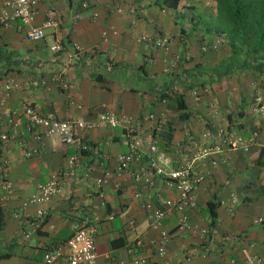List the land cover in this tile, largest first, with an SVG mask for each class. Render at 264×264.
<instances>
[{
	"label": "crops",
	"instance_id": "crops-1",
	"mask_svg": "<svg viewBox=\"0 0 264 264\" xmlns=\"http://www.w3.org/2000/svg\"><path fill=\"white\" fill-rule=\"evenodd\" d=\"M56 1L59 3L41 0L38 4L35 24L47 8L60 22L58 29H47L40 39H28L17 21L0 24V87L9 76L18 83L0 104V134H6V138H0V181L5 177L11 184L6 197L0 188L4 218L0 252H10L0 258V264H44L43 252L66 238L71 226L80 224L84 217L90 218L94 227L96 264H132L131 259L137 257L146 259L143 264H228L230 260L231 264H264V221H253L264 216L261 88H252L255 100H250V95L243 107L238 90L241 85L236 83L233 70L225 68L217 79H212L225 57L212 49L200 50L199 41L182 36L175 27L169 34L164 33L162 24L174 22L176 11L160 5L159 0H147V10L142 13L139 0ZM186 3L182 7L195 9ZM156 8L159 21L154 20ZM140 34L167 37V49L137 40ZM53 36H65L55 52L48 49ZM74 43L82 49L75 50ZM174 52L179 56L175 64ZM150 53L154 60L145 61ZM128 75L147 79L148 85L129 84L125 78ZM31 78H44L47 83L32 84ZM195 79L200 82L192 88H205L199 100H193L190 88L186 89ZM184 84L189 85L182 87ZM159 88L185 89V102L190 108L187 118H180L168 100L158 101ZM136 90L141 91L143 101L156 104L155 111H134L139 103ZM216 96L221 98L219 103ZM24 102L62 118L90 119L101 111H111L120 121L112 127L98 125L85 131L83 139L89 147L81 152L77 144L61 142L56 133H40L35 139L33 132L41 130L26 126ZM148 113L154 117L148 118ZM128 127H133L143 141V150L148 138H153L173 159L178 156V146L191 145L205 129H209L213 141L219 140L215 134L219 128L245 136L256 130L255 139L245 148L221 144L211 154L213 163L206 159L200 166L206 173L194 190L196 205L189 218L194 224L206 226L204 240L199 241L188 231L176 233L175 218L170 214L163 220L170 232L164 252L159 255L144 244L153 232L139 205V186L128 171H113L116 154L127 149ZM25 150L30 154L26 155ZM74 153L79 156L74 175L60 179V190L42 202L23 206L24 197L36 191L38 184ZM242 171L248 173L239 176ZM97 177L103 178L100 183ZM237 190L242 191L241 196ZM150 191L152 198L155 192L173 194L160 181ZM251 191H255L254 196ZM207 200L212 201L209 206ZM37 209L43 213L36 214ZM211 210L214 217L209 214ZM26 231L29 233L24 237ZM139 239L142 243H137Z\"/></svg>",
	"mask_w": 264,
	"mask_h": 264
},
{
	"label": "built area",
	"instance_id": "built-area-1",
	"mask_svg": "<svg viewBox=\"0 0 264 264\" xmlns=\"http://www.w3.org/2000/svg\"><path fill=\"white\" fill-rule=\"evenodd\" d=\"M41 0H2V10L0 11V24L5 25L8 22L17 21V25L24 29L28 39L37 40L42 38L47 29L56 30L59 27V20L52 15L49 8L44 11V15L38 24L34 23L37 7ZM84 4V3H83ZM95 14V13H93ZM104 33V32H102ZM53 42L48 46L50 51H57L61 48L60 38L53 36ZM140 41H147L153 48L167 49V37L151 36L140 34L137 38ZM223 40L220 36H214L212 40L202 43L199 47L201 50L214 49ZM75 50L82 49L77 43L73 44ZM172 62L178 58V53L172 54ZM145 60L152 62L153 54L145 56ZM32 84L46 85L47 80L44 78H31ZM17 81L9 76L0 87V104L4 102L5 97L13 88L17 87ZM193 100H199L200 94L205 92V88H190L188 90ZM261 109V106H259ZM26 126L39 127L40 132L34 131L33 137L38 139L40 133H56L61 142L65 144L75 143L79 149H85L88 145L84 141V132L98 125H117L120 121L111 111H101L95 117L81 119L77 117H58L50 112L42 111L38 106L29 102H24L22 106ZM147 117H154L148 113ZM158 120L157 118L155 119ZM127 149L119 151L114 159L113 171L117 174L128 171L134 182L137 183L138 190L136 195L140 196V207L143 210L148 228L153 234L149 236L144 244L157 254L164 252V243L170 236V232L163 225L165 217L173 214L175 218V232L188 231L198 237L199 241L206 237V226L194 224L190 221V211L195 207L194 190L200 181L204 178L206 171L200 166L207 159L213 163L211 154L217 151L220 145L227 147L243 146L256 137V130H252L249 136L234 134L227 129L219 128L216 135L219 140L213 141L209 129L200 132V137L194 139L189 146H178V156L174 159L162 148L158 147L151 138L145 143V149H142L143 141L134 133L133 127L126 130ZM0 138H6L5 133L0 134ZM264 147V138L261 140ZM29 155L30 151L25 150ZM145 158V161H144ZM78 154L66 156L64 163L43 182L38 184L36 191L32 192L22 200V205L28 203L42 202L48 199L52 194L60 190V179L66 176L74 175V170L78 164ZM102 177H97L96 182L100 183ZM160 181L166 189L172 190L171 195H160L155 192L154 198L151 197L150 189L154 187L155 182ZM11 184L8 179L3 177L0 181L2 196L11 190ZM41 209L36 210V214L41 215ZM264 216H257L254 222H261ZM94 227L90 218L84 217L80 224L71 226L70 234L57 242L50 248H47L42 254L44 264H56L65 261L67 264H96V250L93 238ZM28 231L24 232V237L28 236ZM229 238V236H226ZM137 243H142L139 239ZM144 257L132 258L130 263L143 264ZM232 260H230L231 262ZM228 264H231V263Z\"/></svg>",
	"mask_w": 264,
	"mask_h": 264
},
{
	"label": "trees",
	"instance_id": "trees-1",
	"mask_svg": "<svg viewBox=\"0 0 264 264\" xmlns=\"http://www.w3.org/2000/svg\"><path fill=\"white\" fill-rule=\"evenodd\" d=\"M209 1L210 3L213 4L215 8V14H216L215 17L218 19V21L215 24V27H213L212 30H214L215 33L218 34L215 36L222 37L220 34L223 33V35L227 39L228 45L230 46V50L228 51V53H226L223 56V58L224 57L225 58L222 60L224 62L222 67L220 65L217 66L218 71L216 72V74L213 76L214 78L212 79H215V78L217 79V77H219L220 75V72L221 71L224 72L225 68H227L226 71H229V72L235 69L236 70H239V69L249 70L248 76L251 75L252 79L260 77V81H264V0H209ZM179 2L180 0H159L158 1L160 5L165 6L167 8H172V9L176 8ZM187 7L192 8L193 5L192 6L187 5ZM194 20H195L194 14H191L190 16L191 24L195 23ZM221 21L224 22V26L226 24V28H224ZM59 25H60V22H59ZM179 29L180 31L182 30V32L178 30L179 34L181 35L183 34L184 37L188 36L187 35L188 32L186 33L184 28H179ZM226 30H229L228 37L226 36V33H225ZM206 31H210V28L206 27ZM64 38L65 36L60 38L61 44ZM207 41L209 40H205L204 37L201 36L199 40V45ZM222 41L216 48L212 50L216 51L218 47L222 44ZM243 52L244 54L248 56H245L244 58H242L240 62L235 63L236 67L234 68L233 67L234 63L233 64L231 63L229 57L231 58L233 54L238 56L240 55V53H243ZM182 55L183 54H181V56ZM228 59L229 61H227ZM185 60H187V58H185ZM143 62L144 61H142L141 64H143ZM169 71L170 70L165 71V72H169ZM181 80H183V77L181 78ZM199 82L200 80L195 79L189 83L190 85L184 84L182 87H186L187 85H189L187 86L186 89L192 88L194 86L199 85ZM201 82L204 83L203 81ZM184 90L173 89V88H159L156 96H157L158 101H163L164 103H166L165 101L168 100L169 104L179 111L178 116L180 118H187L190 113V108H188L186 105ZM202 95L203 93L200 94V99ZM166 131H167L166 139H168L170 137V132L168 128H166ZM153 140L156 143L157 140L155 139ZM160 146L162 145L160 144ZM88 147L89 145L85 149H79V150L81 152H84ZM211 202H212L211 200H207L206 205L209 206ZM213 204L214 206L216 205V203H213ZM209 214L212 217L215 216V213L213 210H211ZM211 223L212 222H210V224ZM3 224H4L3 211H2V206L0 204V228L3 226ZM9 254H10L9 251L0 252V258L6 257Z\"/></svg>",
	"mask_w": 264,
	"mask_h": 264
},
{
	"label": "rangeland",
	"instance_id": "rangeland-1",
	"mask_svg": "<svg viewBox=\"0 0 264 264\" xmlns=\"http://www.w3.org/2000/svg\"><path fill=\"white\" fill-rule=\"evenodd\" d=\"M188 1H189V3H186ZM184 2L186 3V5H189V4L194 5V8L196 10L195 9L190 10V9H187L186 7H182V4ZM54 3H59V1L54 0ZM146 3H147V0H139V2H138V6L140 8L139 13H142V11L147 10ZM149 9H150V11H152V6ZM164 10H165L164 13L168 12L167 8H164ZM174 10L176 11V12H174V14H175V16L173 18L174 22L169 20L166 23L162 24V29H163L164 33L169 34L170 33L169 31H173L174 27L177 30L179 28H184L185 32L186 33L188 32L187 35H190L189 37H192L191 40L195 39V41H199L201 36L204 37L205 40L210 41V40H212V38L215 35H218L215 33L214 30H212L213 27H215V24L218 21V19L215 17L216 16L215 8H214L213 4L210 3L209 0H180L179 5L176 8H174ZM155 12H156V14H155L154 20L159 21V16H158L159 11L157 8H156ZM191 14H194V19H195L194 24H191V22L189 20V17L191 16ZM221 23L224 26V22L221 21ZM206 27H209L210 31H206ZM224 28H226V24H225ZM228 31L229 30H226V32H225L227 37L229 35ZM220 35L222 36L223 41H222V44L218 47V49L216 51L218 52V54H222L224 56L230 50V46L228 45L227 39L223 35V33H221ZM186 41L188 42L189 40L186 39ZM193 42H194V40H193ZM245 56H248V55L244 54V52H243V53H240V55H238V56L233 54L231 56V58L229 56L228 57H229L231 63L232 64L234 63L233 67L235 68L236 67L235 63L240 62L241 59L244 58ZM229 59L227 61H229ZM222 63H224V62H222ZM238 68H240V67H238ZM233 71L235 73V77L237 76V79L235 78L236 83H238V84L240 83V85H241L238 90L240 91L239 93L242 94L241 99H243V100H241V101H243V103H241V101L237 100L239 104L241 103L242 106L245 107L246 102L249 100V97L252 94V88L256 89L257 87L261 88V93L263 94L262 97H260V101L261 100L264 101V81H260V77L252 79L251 75L248 76L249 70H244V69L236 70L235 69ZM160 76L163 77L165 75L162 74ZM140 77H141V75H140ZM125 78L129 84H134L137 86L138 85H141V86L148 85L147 79H142V77L137 79V76L128 75ZM150 86H151V88L154 87L153 81L150 83ZM153 92H152V94H153ZM224 92L225 91H223L222 93H224ZM136 95L138 97L137 101L139 103L137 104L135 110H134V108L132 110H134L135 112H142V113H147L148 110L155 111L156 104L155 103L151 104L146 100L143 101L140 90H136ZM124 96H125V93H124ZM253 97H254V94L251 95L250 100L253 99ZM216 98L219 99V100H216L217 101L216 103H219L221 101V98L219 96H216ZM253 100H255V99H253ZM261 110H262L260 112L261 116L264 117V106ZM132 113H134V112H132ZM245 173H248V171H242L239 174V176L240 175L244 176ZM243 176H241V178H243ZM236 194L238 196H241L242 191L237 190ZM250 195L254 196L255 191H251ZM253 201H255L254 198H253ZM5 230L7 231V229H5ZM2 249L3 248L0 246V250H2Z\"/></svg>",
	"mask_w": 264,
	"mask_h": 264
}]
</instances>
